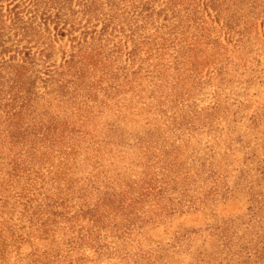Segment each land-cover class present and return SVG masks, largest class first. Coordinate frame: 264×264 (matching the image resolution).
<instances>
[{"label": "rangeland", "instance_id": "374dc122", "mask_svg": "<svg viewBox=\"0 0 264 264\" xmlns=\"http://www.w3.org/2000/svg\"><path fill=\"white\" fill-rule=\"evenodd\" d=\"M0 264H264V0H0Z\"/></svg>", "mask_w": 264, "mask_h": 264}]
</instances>
